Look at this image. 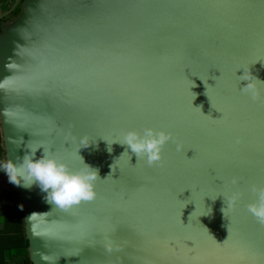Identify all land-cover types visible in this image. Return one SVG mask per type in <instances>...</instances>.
I'll use <instances>...</instances> for the list:
<instances>
[{
    "label": "water",
    "instance_id": "95a60500",
    "mask_svg": "<svg viewBox=\"0 0 264 264\" xmlns=\"http://www.w3.org/2000/svg\"><path fill=\"white\" fill-rule=\"evenodd\" d=\"M16 7L0 31L4 158L43 146L100 176L68 211L10 183L32 264H264L247 211L264 186V0H14L0 19ZM146 126L173 136L152 166L116 142Z\"/></svg>",
    "mask_w": 264,
    "mask_h": 264
},
{
    "label": "clouds",
    "instance_id": "9594fccd",
    "mask_svg": "<svg viewBox=\"0 0 264 264\" xmlns=\"http://www.w3.org/2000/svg\"><path fill=\"white\" fill-rule=\"evenodd\" d=\"M240 77V81H248L241 91L247 92L251 99L256 100L259 97V92L253 83L254 76L244 69ZM261 82L264 83V81ZM116 142L126 146L123 153L131 152L137 157V160L143 159L149 166H152L163 161L164 148L173 142V136L166 129L146 126L142 130H127ZM112 143L107 141L109 152L112 151ZM177 147L179 148V145ZM26 148L29 151L18 160H0V172L7 175L10 183L24 188H31L35 184L44 193L45 203L61 208H68L81 201L95 199L97 195L95 184L100 178L98 169L84 163L83 168L74 171L64 160L49 154V151L43 146L37 148L26 146ZM40 148H43V151L37 158L36 152ZM233 183H236L235 179ZM251 191L255 194L256 199L247 205V211L259 223L264 224V186L252 185ZM239 196L238 192L233 193L230 205L235 204Z\"/></svg>",
    "mask_w": 264,
    "mask_h": 264
},
{
    "label": "trees",
    "instance_id": "16d2710c",
    "mask_svg": "<svg viewBox=\"0 0 264 264\" xmlns=\"http://www.w3.org/2000/svg\"><path fill=\"white\" fill-rule=\"evenodd\" d=\"M13 2L0 0L1 10L7 11ZM18 12L16 7L10 15L0 19V31ZM0 160H5L1 130ZM24 226L21 199L16 192L7 191L0 196V264H32Z\"/></svg>",
    "mask_w": 264,
    "mask_h": 264
},
{
    "label": "snow or ice",
    "instance_id": "6c2138e0",
    "mask_svg": "<svg viewBox=\"0 0 264 264\" xmlns=\"http://www.w3.org/2000/svg\"><path fill=\"white\" fill-rule=\"evenodd\" d=\"M8 67H9V69L11 70V68H12V66L11 65H8ZM4 86L3 85H0V88H3ZM221 112V111H220ZM223 113V112H222ZM224 115V114H223ZM223 115H222V117H223ZM221 117V118H222ZM93 200L94 199H92V200H85V201H83L84 203H91V202H93ZM80 203L81 202H79V203H77V204H74V205H72V206H76V207H79L80 206ZM61 210H64V211H68L69 210V208L70 207H68V208H61V207H59ZM98 235H100V234H98ZM87 240H88V237H84V241H85V243H84V254L85 255H87V254H89V253H92L94 250L90 247V245H88L87 244ZM105 250H107V248H106V246H105ZM74 255H76V254H74ZM77 259H79V256L77 255Z\"/></svg>",
    "mask_w": 264,
    "mask_h": 264
},
{
    "label": "crops",
    "instance_id": "0c3cea01",
    "mask_svg": "<svg viewBox=\"0 0 264 264\" xmlns=\"http://www.w3.org/2000/svg\"><path fill=\"white\" fill-rule=\"evenodd\" d=\"M1 12L3 11L1 10ZM10 190H11V185L7 175L5 173L0 172V196Z\"/></svg>",
    "mask_w": 264,
    "mask_h": 264
}]
</instances>
